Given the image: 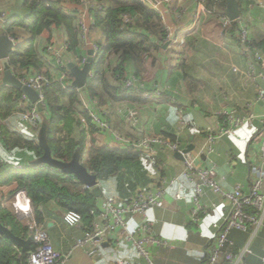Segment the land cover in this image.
I'll list each match as a JSON object with an SVG mask.
<instances>
[{"label": "crops", "instance_id": "obj_1", "mask_svg": "<svg viewBox=\"0 0 264 264\" xmlns=\"http://www.w3.org/2000/svg\"><path fill=\"white\" fill-rule=\"evenodd\" d=\"M249 1L246 10V0H243L241 17L249 25L252 37L258 43L264 44V0ZM59 2L68 11L78 14L77 16L81 15L92 26L90 44L83 47L80 45L78 54L79 58H88L89 50L103 41V31L100 27H94L95 20L91 13L93 0H81L78 3L69 0ZM156 2L157 0H152L153 4ZM153 4L148 6L152 7ZM172 4L160 7L166 15L161 24L166 31L169 30V36L176 27L178 37L181 30L192 26L197 3L195 0H172ZM0 12L7 14L10 20L14 17L26 18L29 15L24 0H0ZM3 27L4 25L0 23V29ZM140 30L145 32L152 47L150 46L148 54L143 55L141 62L126 63L125 77H135L142 88L133 90L132 95L124 99L111 100L106 94L107 96L102 97L101 106L107 108L109 114L104 116L116 130L129 136L136 138L148 133L163 136L170 141L177 137L183 150L192 145L195 151L205 146L209 127L218 129L222 125L223 119L219 115L221 110H236L240 116L250 113L258 115L249 126H245L235 135L222 137L213 145L210 152L203 153L197 159L201 167L216 165L218 177L223 178L221 182L223 188L233 190L240 184L244 192L249 193L253 170L264 163V100L259 98L260 91L264 90V77L247 76L248 49L240 42L237 32L223 34L222 25L216 17L208 18L202 25L190 31L183 44L174 45L172 41L175 38L166 39L163 29L157 32L150 28ZM68 39L64 26L52 23L49 28L44 29L35 39L42 61L41 67L25 71L24 76L46 72L49 78L59 80L63 70L47 51V46L55 41L62 45ZM262 48L264 53V46ZM115 60H118L117 57ZM0 67L1 88L3 84L1 60ZM255 68L260 72L264 70V65L257 62ZM100 93L103 94L102 90ZM146 93L152 97H145ZM80 96L94 99L87 86L80 90ZM29 103L31 101L25 103L21 101L19 104L28 106ZM130 107L139 109L135 127L127 125L123 115L124 110ZM80 109L81 104L69 111L70 122L67 126L71 130L69 144L74 153L80 152V162L86 166L92 148L118 149V146L109 133L96 130L90 123L83 124L77 114ZM18 110L16 108L14 113L5 117L4 123L7 128L21 133L27 128L26 130L33 135L35 143L41 144L42 129L35 127L34 123L25 119ZM141 152L144 157L140 160L138 168L98 181L97 202L101 206L105 197L118 202L129 198L132 191L128 189L127 181L130 179L135 182V188H141L143 185L154 188L163 179L169 181L175 177L179 178L176 184L169 186L162 204L149 210V217L156 222L154 235L161 240L159 244L148 245L152 263L139 255L132 243L127 240L116 245L104 242L105 244L101 245V256H90L82 247L75 245V239L83 236L85 224L79 226L66 224L63 221L66 209L50 196L46 195L41 200L33 198L34 210L29 213L16 210L13 200L16 192L21 190L17 179L10 178L5 182L9 176L0 178V204L3 208H9L16 213L21 225L28 227L27 237L18 235L26 240H32V225L35 220L37 221L38 210L42 217L40 221L50 235L53 248L67 254L63 264H111L116 258L125 259L124 264H204L210 242L216 235L214 224L221 223L228 216L231 203L212 188L202 185L203 193L199 198L203 206L210 209L200 215L199 222H194L192 220L196 206L194 188L201 184V181L199 178L191 180L182 175L185 159L177 156V151L161 146L158 148L156 163L150 164L145 153ZM0 156L3 159L0 163L18 172H25L34 162L43 164L34 151L24 147L9 148L5 145L1 130ZM262 192L264 194V183ZM177 193L181 194V198L176 197ZM213 204L215 206H212ZM41 206L44 212L40 210ZM258 215L263 216V223L249 224L246 230L234 228L229 233L234 251L239 253L248 248L239 264H264V210ZM21 251L23 252L22 248ZM219 264L234 263L222 259Z\"/></svg>", "mask_w": 264, "mask_h": 264}, {"label": "trees", "instance_id": "obj_2", "mask_svg": "<svg viewBox=\"0 0 264 264\" xmlns=\"http://www.w3.org/2000/svg\"><path fill=\"white\" fill-rule=\"evenodd\" d=\"M69 1L78 3L81 0ZM239 1L242 7L243 0ZM93 2L104 6L101 10L93 11L94 27H100L103 31V41L97 44L99 49L93 61V75L90 76L86 86L91 96L96 99L92 100L101 105L104 96L109 95L108 97L111 100L129 98L134 92L133 90L136 91L141 87L126 88L120 84V81L122 82L126 78V63L129 61L136 64L141 62L143 55L148 54L150 50L151 43L148 37L145 36V32L141 31L140 28L145 30L150 28L155 32L163 29L165 37L168 33L164 25L161 24L160 13L140 0H93ZM249 2V0H246V10ZM24 5L29 10L28 17H14L13 20H9V23L0 29V32L7 34L9 37L17 38V43L10 55V64L16 76L23 78L25 77V71L41 67L42 61L35 45V39L52 23L66 28L69 36L67 40L69 52L73 55L72 57L79 58L80 45L83 47L84 44L78 28V14L68 11L60 4L59 0H24ZM206 5L215 7L216 18L221 14L220 11L226 12V0H222L219 4L208 0ZM243 8H245V4ZM124 12L141 16L133 24H128L122 28L121 16ZM231 31H238V22H234ZM250 37L256 48L263 49V43H258L252 35ZM47 51L49 52L48 48ZM107 53H109L108 56ZM115 57L118 60H115ZM108 58L109 61H107ZM101 90L104 95L100 93ZM43 95L46 110L41 113L39 119L30 121L39 130L46 128L47 143L51 148L52 155L57 159L70 161L74 152L69 144L71 130L67 126L70 122L68 113L72 108L80 106L82 102L80 90L74 86L64 88L61 81L50 78V82L43 89ZM22 96V92L14 87L2 84L0 88V130L2 140L9 148L24 147L27 150L34 151L40 159L45 149L40 144L35 143L30 131L26 130L27 128L24 129L23 133L11 130L4 123L5 117L14 113L16 108L19 109V112L30 108V106L19 104L21 101L24 103ZM91 125L96 128L94 124ZM176 138L173 137L172 141H177ZM145 155L150 164L156 163L157 157L152 158L146 153ZM143 157L142 152L138 150L110 147L92 148L86 167L90 173L97 177L98 181H103L114 175H121L127 171L132 172L140 166V160ZM30 167L25 172H18L11 167L9 168L8 165L0 163V178L9 176L5 179V182H8L10 178L17 179L19 187L28 190L33 198L36 197V199L41 200L47 195L58 200L66 211L71 209L79 211L84 217L85 228L88 227L92 221L91 211L100 207L97 202L99 195L95 189L92 187L84 189V184L79 181L76 175L68 174L51 165L36 164L34 162ZM127 183L130 191L151 188L148 185L135 188V182L131 179ZM2 206L0 204V223L16 235L27 237L28 227L21 225L16 213ZM250 209H253V211L251 212ZM246 212L257 214L254 206H247ZM36 217L37 221L41 223L42 217L38 210H36ZM36 247L37 243H35L32 236L30 249L34 250ZM225 249L237 253L232 246H226ZM27 257V252H22L21 248L16 246L9 238L0 235V264H27ZM206 259L207 254L204 262Z\"/></svg>", "mask_w": 264, "mask_h": 264}, {"label": "built area", "instance_id": "obj_3", "mask_svg": "<svg viewBox=\"0 0 264 264\" xmlns=\"http://www.w3.org/2000/svg\"><path fill=\"white\" fill-rule=\"evenodd\" d=\"M140 1L146 5L153 4L152 0ZM195 1L197 3V9L194 12L193 24L190 28L181 30L179 36L172 41L174 45L185 43L186 36L190 31L202 25L208 18L217 15L214 11L215 7H208L206 5L208 0ZM211 1L215 4H219L222 0ZM166 4L173 5L172 0H157L156 4L152 6L153 9L160 13V18L163 21L166 15L160 7ZM103 8V4L92 2L91 13L93 14L94 10H101ZM140 16L124 12L121 16L122 28L126 27L128 24H133ZM218 18L222 25L223 34L226 35L230 33L234 22H238V38L248 49L249 69L246 71V74L251 78L264 77V70L257 72L255 68L257 62H261L264 65V53L253 45L250 37V28L243 17L240 16L233 20L227 13H221ZM9 20L10 18L7 14L0 13V23L2 25L9 23ZM77 23L81 32L83 44L87 46L90 44L92 26L86 22L81 15L78 16ZM167 33L166 39L170 37L169 30H167ZM11 39L15 45L17 43L16 39ZM47 48L63 70L59 81L62 82L64 88L72 87V75L69 71L68 63L74 62L78 66H83L87 58L72 57L69 52L67 40H65L62 45H58L56 41L49 43ZM93 49L95 57L99 47L94 45ZM0 71H2L1 67ZM92 74L93 71H91L90 76H92ZM21 80L24 84L40 92V101L43 104L44 110H46L43 89L46 84L50 82V78L46 72H37L31 76H25L21 78ZM120 84L126 88L140 86L135 77H126L122 82L120 81ZM78 90H82V88H78ZM86 94L87 92L84 94V97H86ZM145 97L151 98L152 96L146 93ZM259 98L264 100V90L260 91ZM22 99L24 103L29 101L28 97L24 94ZM28 106H30V108L22 112L23 117L28 120L39 119L43 111H39L36 105L29 103ZM81 106L82 111H77L79 120H81L83 124H94L100 132L109 133L113 137V141L117 144L118 149L143 151L152 158L158 155V148L161 146H166L173 151L182 152L185 159V168L182 175L191 180L199 178L201 181V184H197L194 188L196 206L193 210L192 220L194 222H199L200 215L207 213L210 209L208 206H203L199 198L203 193L202 185L212 188L216 193L222 195L231 203V211L228 216L225 217L221 223L216 222L214 224L216 235L208 247L207 259L204 264H219L222 259H226L234 264H239L241 262L248 248H245L239 253H233L225 248L226 246L233 245V241L229 237V233L232 229L238 228L246 230L249 224L263 223V216H259L258 214L264 210V194L262 192L264 183V163L254 168L251 190L249 193H245L240 184L233 190L223 188L221 185L223 178L218 177L216 165L210 164L207 167H201L197 163V159L203 153L210 152L213 145L222 137L231 134L235 135L245 126H249L258 115L250 113L240 116L237 114L236 110H221L219 115L221 118L224 117L223 123L218 129L211 127L207 129L208 136L205 146L201 150H192L184 153L179 141L173 142L163 136H154L148 133H143L140 137L135 138L116 130L111 125L109 119L105 117L109 114L108 109L92 99H85L82 97ZM123 115L126 124L135 127L139 116V109L131 107L126 108ZM185 125L189 126L186 123ZM0 160L3 161L1 156ZM178 180V177L169 181L163 179L160 181V184L154 188L137 189L132 191V195L129 198L121 202L115 201L110 197H105L104 203L98 209H93L91 211L92 221L89 226L85 228L83 236L75 239V245L82 247L90 256L98 257L102 254L101 245L104 242H111L116 245L127 240L132 243L139 255L152 263L151 252L148 245L151 243L159 244L161 240L154 235V226L156 222L149 217V210L162 204L169 186L176 184ZM86 188H89V186L84 184V189ZM176 197L181 198V194L177 193ZM13 205L18 211L29 213L34 210L33 197L26 189H21L16 192ZM212 206H215V204ZM247 206H254L257 210V214H249L246 212ZM40 210L44 212L42 206ZM63 221L70 226H79L84 224V217L79 211L71 209L64 212ZM32 226L33 238L35 243H37V247L27 252V264H63L67 254H62L53 248L50 235L44 228V224L35 220ZM125 262L126 260L123 258H116L112 260L111 264H124Z\"/></svg>", "mask_w": 264, "mask_h": 264}, {"label": "water", "instance_id": "obj_4", "mask_svg": "<svg viewBox=\"0 0 264 264\" xmlns=\"http://www.w3.org/2000/svg\"><path fill=\"white\" fill-rule=\"evenodd\" d=\"M226 13L231 19H237L241 16L242 10L239 0H226ZM174 27L171 31L170 40L176 38V30ZM169 40V44H170ZM168 44V45H169ZM14 42L12 39L3 32H0V60L2 62L3 67V78L2 83L4 85L14 87L22 92V94L26 95L31 101L32 105H36L39 111H44V107L42 102L40 101V92L29 85L23 83L21 78L16 76L13 72L11 64H10V55L13 51ZM90 56L87 58V61L83 66H78L74 62L68 63L69 71L73 77L72 85L75 88H83L87 85L89 80L90 73L93 67L94 61V50H89ZM44 149V154L40 158V163L51 165L55 168L61 169L62 171L68 174H74L77 176L80 182L88 185L89 187H95V191L97 194L99 193V189L96 188L98 186L97 177L90 173L87 167L80 162V152L77 151L74 153L73 158L70 161H63L55 158L52 155V151L50 146L47 143L46 136V128L44 127L41 131V144ZM194 149V146L190 145L186 149L183 150L184 153L190 152ZM176 155L183 158V153L177 151ZM0 234L9 238L15 245L22 248L23 252H28L30 250V239H24L16 235L12 230L8 227L4 226L0 223ZM105 244V243H103Z\"/></svg>", "mask_w": 264, "mask_h": 264}, {"label": "rangeland", "instance_id": "obj_5", "mask_svg": "<svg viewBox=\"0 0 264 264\" xmlns=\"http://www.w3.org/2000/svg\"><path fill=\"white\" fill-rule=\"evenodd\" d=\"M1 13V12H0ZM13 38V37H12ZM13 39H15V37L13 38ZM17 39V38H16ZM81 111H82V109H80Z\"/></svg>", "mask_w": 264, "mask_h": 264}]
</instances>
